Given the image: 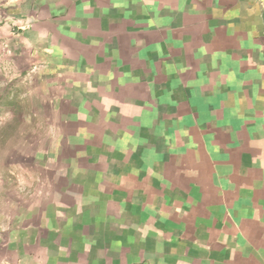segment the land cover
Returning <instances> with one entry per match:
<instances>
[{
  "label": "crops",
  "instance_id": "1",
  "mask_svg": "<svg viewBox=\"0 0 264 264\" xmlns=\"http://www.w3.org/2000/svg\"><path fill=\"white\" fill-rule=\"evenodd\" d=\"M35 2L81 152L0 191V261L264 264V0Z\"/></svg>",
  "mask_w": 264,
  "mask_h": 264
},
{
  "label": "rangeland",
  "instance_id": "2",
  "mask_svg": "<svg viewBox=\"0 0 264 264\" xmlns=\"http://www.w3.org/2000/svg\"><path fill=\"white\" fill-rule=\"evenodd\" d=\"M37 11L35 0H0V191L20 198L47 189L50 176H70L68 157L81 152L66 137L69 147H60L69 111L44 43L28 31Z\"/></svg>",
  "mask_w": 264,
  "mask_h": 264
},
{
  "label": "built area",
  "instance_id": "3",
  "mask_svg": "<svg viewBox=\"0 0 264 264\" xmlns=\"http://www.w3.org/2000/svg\"><path fill=\"white\" fill-rule=\"evenodd\" d=\"M0 264H9L8 262L0 261Z\"/></svg>",
  "mask_w": 264,
  "mask_h": 264
}]
</instances>
